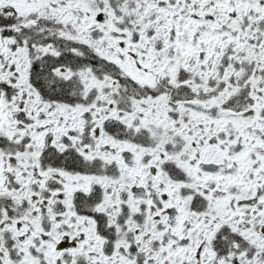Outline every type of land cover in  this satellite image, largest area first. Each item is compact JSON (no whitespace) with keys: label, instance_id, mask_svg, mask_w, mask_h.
Masks as SVG:
<instances>
[{"label":"snow or ice","instance_id":"6c2138e0","mask_svg":"<svg viewBox=\"0 0 264 264\" xmlns=\"http://www.w3.org/2000/svg\"><path fill=\"white\" fill-rule=\"evenodd\" d=\"M0 264H264V0H0Z\"/></svg>","mask_w":264,"mask_h":264}]
</instances>
